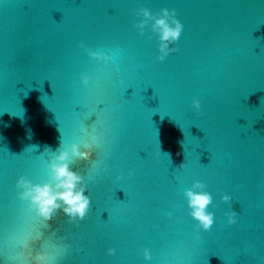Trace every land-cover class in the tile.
Wrapping results in <instances>:
<instances>
[{"label":"water","instance_id":"95a60500","mask_svg":"<svg viewBox=\"0 0 264 264\" xmlns=\"http://www.w3.org/2000/svg\"><path fill=\"white\" fill-rule=\"evenodd\" d=\"M129 2L0 0V259L18 262L17 241L38 226L17 178L46 179L45 147L90 139L94 121L96 162L71 165L92 206L78 225L52 221L68 264H264V0H144L175 7L184 26L163 61ZM81 40L114 60L95 61ZM196 179L215 213L199 237L184 196Z\"/></svg>","mask_w":264,"mask_h":264},{"label":"clouds","instance_id":"9594fccd","mask_svg":"<svg viewBox=\"0 0 264 264\" xmlns=\"http://www.w3.org/2000/svg\"><path fill=\"white\" fill-rule=\"evenodd\" d=\"M175 13L176 9L167 7L161 8L159 12H153L146 6L135 10V15L140 18L135 21L134 26L141 35L145 33L146 27L156 35L159 49L157 59L160 61H163L170 53L177 51L175 42L180 38L184 26ZM80 47L97 62L102 61L108 65L114 60L113 54L109 51L96 50L83 41H80ZM89 80L90 77L87 74L81 76L83 84L87 85ZM192 105L199 110L201 102L193 97ZM89 135L91 138L83 142H72L66 146L61 140L57 149H53L51 145L45 147L44 152L50 153L47 156L46 179L34 182L26 174H21L17 178L15 182L18 190L17 196L27 203L26 210L33 214L31 220L38 226L26 240L17 241L18 256L22 259L18 262H9V264H55L54 247L45 249L36 248L34 245L48 237L49 233L54 230L52 221L61 214L66 217L67 222L77 225L87 216L92 206V199L88 195V185L85 183V176L71 165L79 160L96 162L95 152L98 140L90 133ZM167 154L170 157L171 154ZM184 163L181 161L176 167L182 168ZM102 171L108 173L109 165L105 163ZM116 178L120 179L121 176L118 174ZM184 196L189 215L197 222L195 228L199 237L200 230L207 231L214 224L215 213L209 210V205L213 202V194L207 190L204 181L196 179L192 181L190 187L184 189ZM220 199L229 204V210L225 212L227 223L229 225L236 223L237 210L233 207L231 193L222 192ZM167 215L171 217L173 212L168 210ZM107 252L115 254L116 249L109 247ZM142 255L148 261L152 258L148 247L143 248ZM0 264H5V261L0 259Z\"/></svg>","mask_w":264,"mask_h":264},{"label":"snow or ice","instance_id":"6c2138e0","mask_svg":"<svg viewBox=\"0 0 264 264\" xmlns=\"http://www.w3.org/2000/svg\"><path fill=\"white\" fill-rule=\"evenodd\" d=\"M125 7H131L133 11L139 7L146 6L144 0H130L129 3L124 5ZM148 7V6H146ZM176 9L175 7H173ZM85 43L84 40H81ZM86 44V43H85ZM88 45V44H86ZM80 46V42H79ZM90 47H93L91 45H88ZM83 49V48H82ZM99 126H96L95 129L92 128V124L88 125V131L91 134L92 137H95L97 139V134L99 133ZM97 153H98V144L96 145V152H95V158L97 159ZM91 162L88 161L87 165L85 166V172L91 167ZM53 231H51L46 239H44L41 243L34 245L36 248H45V249H52L54 247L55 249V255L53 259L55 260V264H68V252H67V236L64 234L61 226L54 225ZM33 231H28L22 239L26 240ZM19 259H22V257H19ZM153 260V256L151 258ZM150 260V261H151ZM227 264V261H226Z\"/></svg>","mask_w":264,"mask_h":264}]
</instances>
